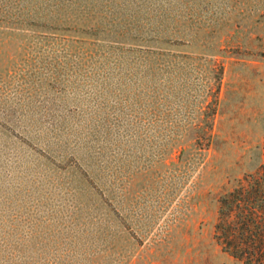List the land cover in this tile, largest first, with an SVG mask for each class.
I'll return each instance as SVG.
<instances>
[{"label":"rangeland","instance_id":"374dc122","mask_svg":"<svg viewBox=\"0 0 264 264\" xmlns=\"http://www.w3.org/2000/svg\"><path fill=\"white\" fill-rule=\"evenodd\" d=\"M263 138L264 0H0V264H243Z\"/></svg>","mask_w":264,"mask_h":264},{"label":"trees","instance_id":"16d2710c","mask_svg":"<svg viewBox=\"0 0 264 264\" xmlns=\"http://www.w3.org/2000/svg\"><path fill=\"white\" fill-rule=\"evenodd\" d=\"M263 160L217 199L212 237L220 250L243 264H264V138Z\"/></svg>","mask_w":264,"mask_h":264}]
</instances>
